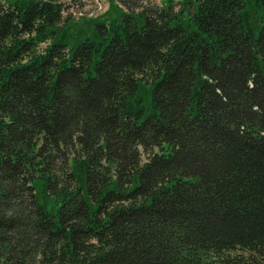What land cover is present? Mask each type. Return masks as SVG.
I'll return each instance as SVG.
<instances>
[{
	"label": "trees",
	"instance_id": "1",
	"mask_svg": "<svg viewBox=\"0 0 264 264\" xmlns=\"http://www.w3.org/2000/svg\"><path fill=\"white\" fill-rule=\"evenodd\" d=\"M117 2H0V264H264V0Z\"/></svg>",
	"mask_w": 264,
	"mask_h": 264
},
{
	"label": "rangeland",
	"instance_id": "2",
	"mask_svg": "<svg viewBox=\"0 0 264 264\" xmlns=\"http://www.w3.org/2000/svg\"><path fill=\"white\" fill-rule=\"evenodd\" d=\"M4 0H0L2 2ZM183 0H144V3L162 6L173 3L176 10L181 8L180 3ZM65 6L64 16L70 18L71 22L68 27L60 33L61 39L68 41L70 46H74L81 39L86 37H94V29L92 24L99 22L115 23L119 20L123 13V8L119 5L117 0H61ZM104 11V12H103ZM100 14L94 20H86L82 18L84 14ZM85 15V16H88ZM104 19V20H103Z\"/></svg>",
	"mask_w": 264,
	"mask_h": 264
}]
</instances>
